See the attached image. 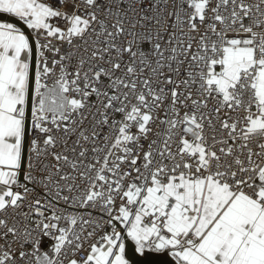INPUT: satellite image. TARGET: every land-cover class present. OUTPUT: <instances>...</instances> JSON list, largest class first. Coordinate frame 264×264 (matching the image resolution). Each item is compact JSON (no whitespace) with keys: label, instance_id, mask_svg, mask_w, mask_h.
<instances>
[{"label":"snow or ice","instance_id":"obj_1","mask_svg":"<svg viewBox=\"0 0 264 264\" xmlns=\"http://www.w3.org/2000/svg\"><path fill=\"white\" fill-rule=\"evenodd\" d=\"M0 264H264V0H0Z\"/></svg>","mask_w":264,"mask_h":264}]
</instances>
